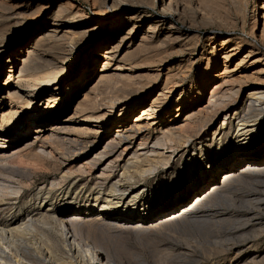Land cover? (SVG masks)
<instances>
[{
  "label": "rangeland",
  "instance_id": "obj_1",
  "mask_svg": "<svg viewBox=\"0 0 264 264\" xmlns=\"http://www.w3.org/2000/svg\"><path fill=\"white\" fill-rule=\"evenodd\" d=\"M171 2L0 0V198L23 205L42 185L72 184L46 206L66 221L108 214L89 239L110 263L264 264V171L223 185L219 167L247 159L226 151L191 174L235 110L264 123V100L243 105L264 91V0ZM248 155L264 158V142ZM127 160L134 179L119 176ZM118 179L141 191L132 212L86 195ZM214 179L223 186L208 194Z\"/></svg>",
  "mask_w": 264,
  "mask_h": 264
},
{
  "label": "bare ground",
  "instance_id": "obj_2",
  "mask_svg": "<svg viewBox=\"0 0 264 264\" xmlns=\"http://www.w3.org/2000/svg\"><path fill=\"white\" fill-rule=\"evenodd\" d=\"M171 1L161 0L162 5L167 7L171 6ZM152 29H155V27L152 26ZM227 55L225 53L223 57L225 58ZM22 75L20 74L18 76ZM29 76L31 77V75ZM51 80L53 79L50 76L40 78V86L47 87ZM263 100L264 91L254 90L248 92L243 105H246L249 111L253 107L255 108L256 103L262 102ZM27 103L29 105L31 103L30 100H27ZM231 116L232 120H228L230 121L228 127H224L223 125L217 128L212 133L211 139L204 142L201 148V155L195 157L196 160L191 166V174H194V171L198 167L204 166L206 161L210 167L215 163H219L226 151L233 152L234 155L240 156L239 158L247 159L243 160L244 165L242 167H239L238 164L219 167L222 173L221 182L223 185L237 175L244 176V174L257 170L264 171V158L252 159L247 157L250 151H253L264 142V123L258 118L252 119L248 117V112H244V110H235ZM233 128H235V135H230V130ZM214 144L217 151L215 156H213L215 158L210 161L209 157L206 156L205 150H208ZM129 164H137V161L127 160L122 173L119 174L120 177L135 178V173H133L135 175H131V172H128ZM139 168L137 171L142 176L149 170V168ZM9 170L11 174L24 175L21 170H17L13 166H10ZM120 180L108 182L109 184L106 183V180L101 181V183L97 182L99 186L87 188L86 195L94 202L102 200L101 208L106 206L117 208L118 206H123L132 212V208H134L133 201L139 197L141 191L138 189L127 194V189L123 187V184H120ZM218 184L219 182H216V179L211 181L206 187L208 194L216 193V190H219L223 186L222 184V186ZM71 186H67V188L69 189ZM67 188L65 191L61 189L60 192H57L53 188L46 189L42 185L32 192L29 199L27 198L28 200L24 201L23 205L16 203V198H0V264H114L113 262H108L105 253L97 248L96 242H92L89 239V234L92 232L94 234L99 224L106 222L111 224L110 218L105 219L108 218V214H104L106 217L97 216L101 214L97 212L95 216H90L91 218L88 217L83 222L78 216L70 221H66L60 209L51 208L52 203L46 206L49 199L68 192ZM11 192L13 191L10 190ZM200 196V194H197L195 196V202L191 205H181L174 211L175 215L178 213L182 215L185 212L191 211L202 200ZM118 218L116 221L121 225H126L129 222V220L122 216ZM161 219L159 218V220ZM82 224L83 227L81 226ZM140 226L137 225L135 229L139 230ZM84 227L87 231L86 234L82 232Z\"/></svg>",
  "mask_w": 264,
  "mask_h": 264
}]
</instances>
